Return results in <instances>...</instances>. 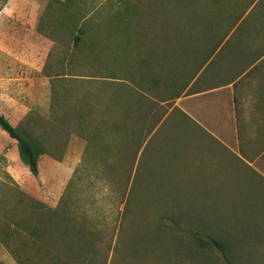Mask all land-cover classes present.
Returning a JSON list of instances; mask_svg holds the SVG:
<instances>
[{
  "label": "trees",
  "instance_id": "trees-1",
  "mask_svg": "<svg viewBox=\"0 0 264 264\" xmlns=\"http://www.w3.org/2000/svg\"><path fill=\"white\" fill-rule=\"evenodd\" d=\"M161 2L168 6V24L170 21L169 29L158 30L161 40L165 39V50L161 51L158 45L157 50L152 48L151 36L143 40L145 36L140 34L142 39L138 40L137 35L134 36L137 32L130 35L131 18L144 8L137 5V1L121 0L116 12L121 16V25L118 23L115 29L119 33L117 36H126L124 43L120 42L123 36L117 41L113 37L116 42L108 43L104 53L99 52L102 41L92 39L90 42L86 23L78 26L72 51L60 55L59 64L48 74L51 76L48 113L29 112L16 125L0 113V129L15 140L19 159L36 178L41 158L50 156L60 160L69 136L76 135L85 142L83 167L69 180L56 206L48 207L17 187L12 191L11 206L7 209L0 206V243L16 264H102L104 259L99 246L102 232L90 212L93 201L86 196L87 186L93 183L89 178L91 174L95 178H108L118 169V176L126 185L137 152L144 145V155L162 134L172 113L180 112L177 107L169 108L198 68L211 56L214 61L224 50L231 48V38L242 26L248 24L255 33L264 28L263 21L258 25V21L249 20L250 14L239 22L254 0ZM63 11L66 13L68 9ZM126 15L129 22L122 25ZM116 19L117 16L111 19L112 25ZM119 26L121 30H118ZM194 26L197 29L194 30ZM208 32L213 33L209 36ZM133 36V40L128 38ZM199 36L207 45L192 48ZM210 37L214 44L208 45ZM122 45L125 56L115 52ZM107 61L114 64L104 67L107 70L104 73L100 65ZM197 61L200 62L198 66ZM191 126L197 127L194 121ZM139 169L140 162L132 186L138 180ZM85 176L89 178L86 184L82 179ZM132 186L125 200L122 221L131 211L128 206L134 194L135 186ZM157 211L149 224L154 226L152 229L158 239L160 234L173 237L178 232L186 235L183 246L178 245L180 255L188 251L196 258L199 249L212 244L226 264H264V256H259L256 249L249 250L248 256L241 259L240 249L245 240L239 234V228L231 232V242L228 238H220L223 233H217L221 239L218 240L214 237L216 231L198 226L202 219H198L197 225L184 221L181 213H169L164 208ZM136 226L134 244L144 243L146 248L148 241L153 239H148L145 230L149 231L151 227L143 223ZM251 238L249 236L248 240ZM0 264L4 263L0 261Z\"/></svg>",
  "mask_w": 264,
  "mask_h": 264
},
{
  "label": "rangeland",
  "instance_id": "rangeland-1",
  "mask_svg": "<svg viewBox=\"0 0 264 264\" xmlns=\"http://www.w3.org/2000/svg\"><path fill=\"white\" fill-rule=\"evenodd\" d=\"M132 1H137L144 9L131 18L130 35L137 32L134 36L137 35L138 40L142 39L140 34L145 36L143 40L151 36L152 48L158 45L163 51L165 39L161 40L158 30L170 27L167 4L161 0ZM120 6L121 0H0V113L12 125L29 112L48 113L51 97V76L48 74L59 64L60 55L72 51L77 27L86 23L88 40H101L98 50L104 53L108 43L114 44L123 36H117L115 29L120 23L121 16L116 15ZM64 9L68 12L64 13ZM114 16L117 19L112 25ZM125 22H129L127 15L123 17L122 25ZM121 29L119 26L118 30ZM212 33L208 32L209 36ZM134 36L128 38L133 40ZM200 36L192 48L207 45ZM122 38L120 42L124 43L126 36ZM213 41L210 37L208 45ZM121 48L115 52L125 56L123 45ZM228 50L217 59L231 58ZM102 63L104 73L107 71L104 67L114 64ZM173 107L179 108L178 100L169 110ZM192 121L185 114L182 118L181 110L174 111L162 134L144 155V145L137 152L126 185L118 176V169V173L115 171L108 178H95L93 174L89 177L93 183L87 186L86 196L93 201L90 212L102 232L99 244L104 259L102 264H226L212 244L199 249L195 258L196 255L193 257L188 251L180 255L178 245L183 246L186 235L178 232L173 237L160 234L158 239L150 224L157 210L163 208L169 213H181L184 221L197 223L202 219L197 225L216 231L214 237L218 240L228 238L231 242V232L239 228V234L245 240L240 249L241 259L254 249L259 256H264V159L253 163L262 167L260 172L240 158L224 155L225 160L213 155L215 150H203L200 143L205 137L198 133L197 127L191 126ZM84 148L83 139L69 136L60 160L50 156L41 158L36 178L19 159L15 140L0 129V206L5 209L11 206L15 187L48 207L56 206L69 180L83 167ZM139 162L140 174L132 186ZM89 178L82 177L85 184ZM131 186H135L128 206L131 211L122 221ZM140 223L151 227L149 231L145 230L148 239H153L148 241L146 248L144 243L134 244L136 224ZM217 233L224 236L219 238ZM249 236L253 238L248 240ZM0 261L16 264L1 243Z\"/></svg>",
  "mask_w": 264,
  "mask_h": 264
},
{
  "label": "crops",
  "instance_id": "crops-1",
  "mask_svg": "<svg viewBox=\"0 0 264 264\" xmlns=\"http://www.w3.org/2000/svg\"><path fill=\"white\" fill-rule=\"evenodd\" d=\"M247 14L264 23V0H254L239 22ZM227 53V60L208 58L174 101L181 117L192 119L204 135L203 150H215L213 155L225 160L224 155L240 158L261 172L253 163L264 159V28L255 33L248 24L242 26Z\"/></svg>",
  "mask_w": 264,
  "mask_h": 264
}]
</instances>
